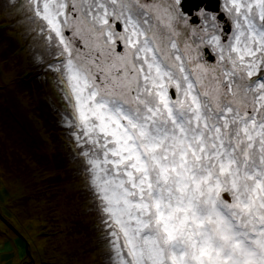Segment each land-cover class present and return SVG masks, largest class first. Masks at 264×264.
I'll return each mask as SVG.
<instances>
[{"label": "snow or ice", "instance_id": "obj_1", "mask_svg": "<svg viewBox=\"0 0 264 264\" xmlns=\"http://www.w3.org/2000/svg\"><path fill=\"white\" fill-rule=\"evenodd\" d=\"M20 8L68 105L106 264H264V0Z\"/></svg>", "mask_w": 264, "mask_h": 264}, {"label": "rangeland", "instance_id": "obj_2", "mask_svg": "<svg viewBox=\"0 0 264 264\" xmlns=\"http://www.w3.org/2000/svg\"><path fill=\"white\" fill-rule=\"evenodd\" d=\"M22 2L0 0V264H106L99 213L63 123L68 105L42 62L51 57L24 35Z\"/></svg>", "mask_w": 264, "mask_h": 264}, {"label": "water", "instance_id": "obj_3", "mask_svg": "<svg viewBox=\"0 0 264 264\" xmlns=\"http://www.w3.org/2000/svg\"><path fill=\"white\" fill-rule=\"evenodd\" d=\"M221 4V0H185L186 10L194 15L195 11H198L200 7H211L215 8Z\"/></svg>", "mask_w": 264, "mask_h": 264}, {"label": "trees", "instance_id": "obj_4", "mask_svg": "<svg viewBox=\"0 0 264 264\" xmlns=\"http://www.w3.org/2000/svg\"><path fill=\"white\" fill-rule=\"evenodd\" d=\"M97 223H98V220H97ZM102 247V246H101Z\"/></svg>", "mask_w": 264, "mask_h": 264}]
</instances>
